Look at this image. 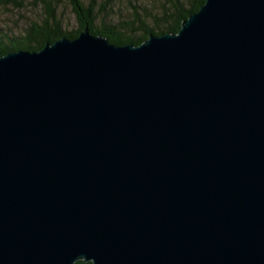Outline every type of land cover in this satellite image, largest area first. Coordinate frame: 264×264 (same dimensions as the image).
<instances>
[{"label":"water","instance_id":"1","mask_svg":"<svg viewBox=\"0 0 264 264\" xmlns=\"http://www.w3.org/2000/svg\"><path fill=\"white\" fill-rule=\"evenodd\" d=\"M79 261L264 264V0L0 57V264Z\"/></svg>","mask_w":264,"mask_h":264},{"label":"trees","instance_id":"2","mask_svg":"<svg viewBox=\"0 0 264 264\" xmlns=\"http://www.w3.org/2000/svg\"><path fill=\"white\" fill-rule=\"evenodd\" d=\"M2 0H0L1 3ZM78 28L64 30L52 0H43L46 17L22 36L0 31V57L9 53L41 51L60 39H76L85 28L117 46H139L152 35L177 34L184 21L198 13L207 0H65ZM122 5L121 7L119 6ZM119 7L123 16L111 14ZM76 264H91L79 261Z\"/></svg>","mask_w":264,"mask_h":264},{"label":"rangeland","instance_id":"3","mask_svg":"<svg viewBox=\"0 0 264 264\" xmlns=\"http://www.w3.org/2000/svg\"><path fill=\"white\" fill-rule=\"evenodd\" d=\"M57 17L64 30H76L78 22L71 6L65 0H52ZM121 7L122 5L119 4ZM123 7V6H122ZM117 12L111 13L115 19L123 16V11L117 7ZM116 13L118 16H116ZM43 0H2L0 3V31L10 35L22 36L33 23H39L46 17Z\"/></svg>","mask_w":264,"mask_h":264}]
</instances>
